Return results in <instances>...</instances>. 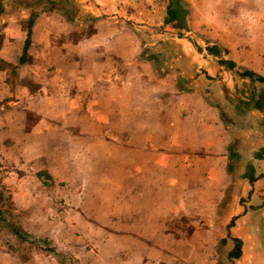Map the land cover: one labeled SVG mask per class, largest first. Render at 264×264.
<instances>
[{
    "label": "crops",
    "instance_id": "0c3cea01",
    "mask_svg": "<svg viewBox=\"0 0 264 264\" xmlns=\"http://www.w3.org/2000/svg\"><path fill=\"white\" fill-rule=\"evenodd\" d=\"M5 1L14 4L7 7ZM129 1H137L133 10L125 7ZM184 1L194 12V0ZM60 2L79 3V12ZM204 2H199L203 13L187 10V18L212 17L213 8ZM162 3L0 0V130L7 125H108L114 135L125 130L122 141L102 139L109 150H126L125 173L121 157L114 159L117 171L106 169L107 176L118 175V186L108 190L114 194L112 208L79 221L103 234L83 252L94 264H198L204 251L203 263L209 264L217 241L213 226L221 221L219 204L228 187L239 201L225 208L240 211L229 232L239 239L240 253L230 258L264 264V82L253 78H264V44L259 49L243 44L244 27L206 26L211 41L178 38L190 59H175L169 63L173 70L165 71L164 60L137 59L135 37L137 18L158 17ZM202 24L189 25L186 35ZM73 29L78 37L68 38ZM121 56L128 67L122 75ZM120 103L127 106L121 124L115 120ZM201 194L207 197L199 199ZM49 238L55 242L53 234ZM210 242L213 250H199ZM107 243L112 254L103 261L99 256ZM12 259L0 250V264H14Z\"/></svg>",
    "mask_w": 264,
    "mask_h": 264
},
{
    "label": "rangeland",
    "instance_id": "374dc122",
    "mask_svg": "<svg viewBox=\"0 0 264 264\" xmlns=\"http://www.w3.org/2000/svg\"><path fill=\"white\" fill-rule=\"evenodd\" d=\"M165 1L160 10L162 12H157L158 17L136 20L135 37L139 60H164L162 68L165 71L173 70L169 64L171 61L178 59L180 62H187L190 59L187 53L180 50L181 42L178 38L190 37L195 43L211 41L205 32L210 25L244 27L245 31L239 34L242 37L245 35L243 44L256 49L264 44V0H194V12V7H186L188 3L184 0ZM202 1H205L206 9L213 8V16L187 18V10L188 13L191 10L193 15L195 11L203 13V5L200 6L199 3ZM172 3L179 6L176 12L179 19H169L168 11L169 8L173 9ZM3 4L9 7L14 3L5 1ZM60 4L67 11L79 12V3L77 6L67 2ZM133 5H137V1L135 4L129 1L125 7L133 10ZM199 21H203V24L195 29L196 33L186 35L185 30L189 25L196 26ZM90 29L88 26V30ZM74 31L73 29L68 38L78 37L79 33ZM231 35H236V32ZM61 38L65 39L63 36ZM123 60L125 59L121 56L120 66H117L121 75L128 68ZM137 68L138 66L133 72L137 73ZM41 72L44 76L49 74L45 69ZM248 89L250 90L249 86ZM252 89L257 90L259 103V88L254 86ZM253 99L254 97H249L247 100L249 106L253 104ZM126 107L120 103L116 108L120 113L115 114V120L120 124L127 121ZM106 116L111 118L109 113ZM33 118L34 115L29 114V119ZM7 127L5 131L0 130V250L8 252L13 257L14 264H94L90 257H83V252L89 246L94 248L95 238H102L103 234L94 232L96 227L92 224L84 225L79 221L94 219L101 213L107 214L112 208L114 194L108 190L118 186V175L107 176L106 169L117 171V162L121 157L124 158L122 170L125 173L126 150H109L103 146L102 139L108 137L122 141L127 133L119 130L120 133L114 135L115 132L109 130L111 126L108 125L99 129L95 125H23L21 129H16L15 125ZM31 127L35 128L30 130ZM5 137L11 139L13 144H7ZM15 139L18 140L17 145ZM142 183L143 180L139 179L138 185ZM231 189L234 188L228 187V192L219 204L218 219L221 221L213 226L217 241L215 256L211 258L210 255L209 264H236V260L230 258V253L236 249V243L229 237V232L235 215L240 211L226 209L229 204L239 201L237 194ZM206 197V194L199 195V199ZM101 207L103 211H97ZM66 222L70 224L66 225ZM13 227L17 228L19 234ZM173 229L179 230V227ZM50 234L55 236V242L50 240ZM89 236L94 240L87 242ZM108 244H105L99 256L103 261L112 254L111 245ZM204 249L213 250V244L204 243L199 250ZM204 258L205 251L198 258V264L207 262Z\"/></svg>",
    "mask_w": 264,
    "mask_h": 264
},
{
    "label": "trees",
    "instance_id": "16d2710c",
    "mask_svg": "<svg viewBox=\"0 0 264 264\" xmlns=\"http://www.w3.org/2000/svg\"><path fill=\"white\" fill-rule=\"evenodd\" d=\"M173 5V9H170L169 8V19H173V18H175V15L177 14L176 12H177V9H178V7L179 6H177V3H172L171 4V6ZM31 22V20H29V23ZM245 74H247L249 77H253V76H255V74H253V73H251L250 71H245ZM256 78H259V80H261V81H263L264 82V78H262V77H260V76H258V77H256ZM14 229L13 230H15V232H17V234H19L18 233V230H17V228L16 227H13ZM17 230V231H16ZM20 236V235H19ZM234 241H235V243H236V249H235V251H233L232 253H230V256H232V257H237L238 255H239V253H240V241H239V239L238 238H235L234 239Z\"/></svg>",
    "mask_w": 264,
    "mask_h": 264
}]
</instances>
